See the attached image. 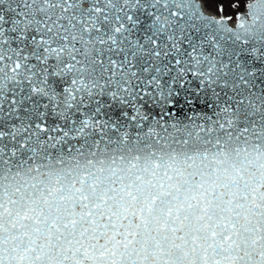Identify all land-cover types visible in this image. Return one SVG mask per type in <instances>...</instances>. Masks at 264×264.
<instances>
[{
  "label": "snow or ice",
  "instance_id": "snow-or-ice-1",
  "mask_svg": "<svg viewBox=\"0 0 264 264\" xmlns=\"http://www.w3.org/2000/svg\"><path fill=\"white\" fill-rule=\"evenodd\" d=\"M0 264H264V0H0Z\"/></svg>",
  "mask_w": 264,
  "mask_h": 264
}]
</instances>
